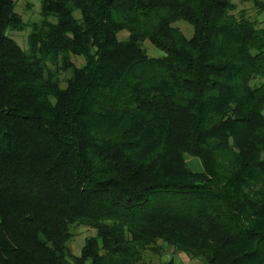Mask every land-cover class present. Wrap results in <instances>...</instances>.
Listing matches in <instances>:
<instances>
[{
  "label": "trees",
  "instance_id": "obj_1",
  "mask_svg": "<svg viewBox=\"0 0 264 264\" xmlns=\"http://www.w3.org/2000/svg\"><path fill=\"white\" fill-rule=\"evenodd\" d=\"M16 7L0 0V264H264L261 21L233 0H41L30 25ZM76 226L96 232L80 256Z\"/></svg>",
  "mask_w": 264,
  "mask_h": 264
},
{
  "label": "rangeland",
  "instance_id": "obj_2",
  "mask_svg": "<svg viewBox=\"0 0 264 264\" xmlns=\"http://www.w3.org/2000/svg\"><path fill=\"white\" fill-rule=\"evenodd\" d=\"M17 7L16 12L22 17L23 21L27 24H32L35 22L41 21V0H16ZM234 4L237 6L236 14L247 10L249 16L252 19H258L261 21L262 27H264V14L258 16V12L252 8L251 4H243L239 0H233ZM178 28L184 32L187 37H191L193 35V28L188 24L182 23L177 25ZM30 34V29H27L24 32H16L13 33V38L17 41V43L23 48H27L28 43V36ZM120 40H127L128 34L127 32H122L119 35ZM147 52L149 55L153 57H161L163 56V52L157 50L153 47L149 42L145 45ZM73 62L76 66H81L85 63L83 58H72ZM67 75H63L62 79H66ZM65 87V84H63ZM188 164L191 170L195 172H201L203 170L202 164L199 159L197 158H189L188 157ZM73 239L70 243V249L75 256H80L81 251L85 245V242L88 238L94 236L96 232L92 229L76 226L72 228ZM172 257L179 263V264H204L201 260L191 259L187 255L183 253H178L174 249H169L167 252L163 253L161 256L156 255L152 252L147 253V258L153 264H166L168 260Z\"/></svg>",
  "mask_w": 264,
  "mask_h": 264
}]
</instances>
